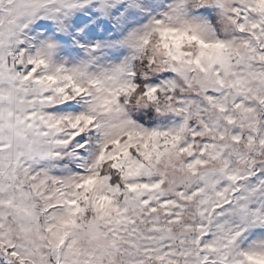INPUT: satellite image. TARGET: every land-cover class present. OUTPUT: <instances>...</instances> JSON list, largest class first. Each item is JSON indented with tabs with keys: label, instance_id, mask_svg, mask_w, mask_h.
Masks as SVG:
<instances>
[{
	"label": "snow or ice",
	"instance_id": "obj_1",
	"mask_svg": "<svg viewBox=\"0 0 264 264\" xmlns=\"http://www.w3.org/2000/svg\"><path fill=\"white\" fill-rule=\"evenodd\" d=\"M0 264H264V0H0Z\"/></svg>",
	"mask_w": 264,
	"mask_h": 264
}]
</instances>
